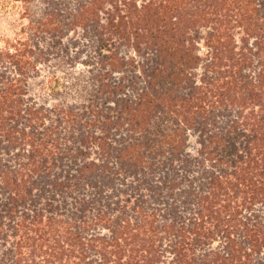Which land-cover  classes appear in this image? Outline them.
Returning a JSON list of instances; mask_svg holds the SVG:
<instances>
[{
  "label": "trees",
  "instance_id": "16d2710c",
  "mask_svg": "<svg viewBox=\"0 0 264 264\" xmlns=\"http://www.w3.org/2000/svg\"><path fill=\"white\" fill-rule=\"evenodd\" d=\"M37 1L0 49V264H264V0Z\"/></svg>",
  "mask_w": 264,
  "mask_h": 264
},
{
  "label": "rangeland",
  "instance_id": "374dc122",
  "mask_svg": "<svg viewBox=\"0 0 264 264\" xmlns=\"http://www.w3.org/2000/svg\"><path fill=\"white\" fill-rule=\"evenodd\" d=\"M137 3L138 7L152 4V3H158L160 0H133ZM162 1V0H161ZM124 0H120L117 2L118 7L120 8V11L118 12L119 16H123L127 13V5H125ZM106 4L105 10L100 12V15L104 18H107L106 12H114V6L115 3L112 5V3L108 2ZM43 5L39 4L37 0H0V49H3L4 51L9 50L11 52L16 51L19 48H22V43L29 42L30 34L32 32V22L36 18H39L43 11ZM189 8H191V4L187 6L185 9L186 13L188 12ZM143 10V7H142ZM153 11V8L151 12ZM148 14V12L146 13ZM151 14L147 15V18L151 19ZM175 20V19H174ZM233 32L235 37V42L238 44V46L242 45V37L245 36L244 30L239 25L235 26L234 29L231 31ZM81 33V28H77L76 30L72 31L69 35V38H66L64 41H68L70 38H75L76 36H79ZM192 35H195V32H191ZM111 32L108 31L107 36H111ZM116 35H113L112 38H115ZM122 40V39H121ZM193 42L198 45L199 48H201L202 52L206 51V47L204 44V38L199 37L194 38ZM68 43H71L70 41ZM105 52H108L105 50ZM122 53L130 54L131 56L137 57L136 53L134 52V49L129 45H122ZM78 67H82V64H79ZM45 74H48L46 71H44ZM59 76H62L61 71L57 73ZM117 74V73H116ZM64 76H66V73H63ZM118 75V74H117ZM85 76H87L85 74ZM47 80V77H44ZM61 79V78H59ZM68 88L65 90L69 93L68 89L73 88H79L77 90L76 96L78 99H73L74 102H86L87 100H83L85 96V91L81 90V86H74L73 84L76 82H80V76L78 74H69L67 76ZM58 84V83H57ZM54 85V82H53ZM82 85V84H81ZM58 86V85H56ZM46 91V89H45ZM48 92V90H47ZM80 93V94H79ZM69 95V96H68ZM69 100L71 99V94H67L65 96ZM190 135V147L189 150L191 152H196L197 148L199 147L198 139L196 134L189 133Z\"/></svg>",
  "mask_w": 264,
  "mask_h": 264
}]
</instances>
